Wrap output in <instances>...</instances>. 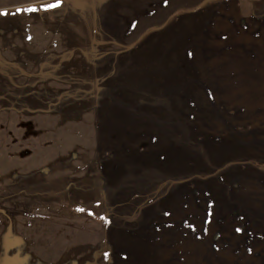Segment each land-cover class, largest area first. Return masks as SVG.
<instances>
[{"label":"rangeland","instance_id":"obj_1","mask_svg":"<svg viewBox=\"0 0 264 264\" xmlns=\"http://www.w3.org/2000/svg\"><path fill=\"white\" fill-rule=\"evenodd\" d=\"M0 13V264H264V0Z\"/></svg>","mask_w":264,"mask_h":264},{"label":"crops","instance_id":"obj_2","mask_svg":"<svg viewBox=\"0 0 264 264\" xmlns=\"http://www.w3.org/2000/svg\"><path fill=\"white\" fill-rule=\"evenodd\" d=\"M106 13H107L106 15H109L110 14L111 16H114V15L117 16L118 15V14H115L114 12H106ZM97 21H98V24H99V22H101V20L99 21V19ZM131 22L133 23L135 21L132 20ZM129 24H131V23H129ZM115 32L113 34H111L109 37L108 36L107 37L105 36L101 40V42H103V41H110L111 44H112V47L116 48L117 46H121L122 49H126V46H124V45H126V43L124 42L125 40H122L124 38L121 37V39H120L119 35L118 34H115ZM144 32H145V30L142 29V27L139 28V26L138 27L137 26L136 27H133V26L130 25V29L124 31V34H125V37L127 39L129 37L130 43H133L135 40L139 39ZM157 207H159V205L155 206V208H157ZM162 207L165 208L164 206H162ZM233 212L238 213L237 210L236 211H233ZM203 218H200L199 217L197 219L198 222L202 225V226H197V227H195L193 224L187 223L186 221H184V219L181 220V221H174V226H176V228L178 230H182V233L178 232L182 236V239H181V240H183L182 241V244H181L182 247L187 248V246H189V248H190L191 241L192 240H197V239L202 238L203 237V233L207 232V223H208V220H207L206 217H203ZM224 218H227V217H224ZM178 219H180V218H176L175 220H178ZM137 220L140 221L139 219H137ZM233 220H235V219L233 218ZM144 221L145 220L142 218L141 219V222L144 223ZM213 223L220 224L219 228L221 230H223V228H221V226L222 225H229L230 224V221H227V222H221V221L220 222L219 221H217V222L215 221L214 222L213 221ZM224 223H226V224H224ZM198 228L201 230L200 233L198 232ZM180 235H178L176 238H178ZM174 243H175V241H174ZM189 253H190V251H189Z\"/></svg>","mask_w":264,"mask_h":264},{"label":"trees","instance_id":"obj_3","mask_svg":"<svg viewBox=\"0 0 264 264\" xmlns=\"http://www.w3.org/2000/svg\"><path fill=\"white\" fill-rule=\"evenodd\" d=\"M47 7H48V5H43V6H40V7H37V6H35V7L24 6L23 9L34 8L35 10H42V9L47 8Z\"/></svg>","mask_w":264,"mask_h":264},{"label":"snow or ice","instance_id":"obj_4","mask_svg":"<svg viewBox=\"0 0 264 264\" xmlns=\"http://www.w3.org/2000/svg\"><path fill=\"white\" fill-rule=\"evenodd\" d=\"M57 5H50V7H56ZM24 11H29V12H31V11H35V9L34 8H27V9H23ZM0 15H4V13H0ZM237 231H239V229L237 230Z\"/></svg>","mask_w":264,"mask_h":264}]
</instances>
